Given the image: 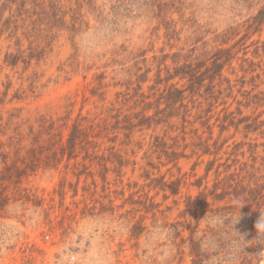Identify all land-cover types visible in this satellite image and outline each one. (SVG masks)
<instances>
[{
    "label": "rangeland",
    "instance_id": "obj_1",
    "mask_svg": "<svg viewBox=\"0 0 264 264\" xmlns=\"http://www.w3.org/2000/svg\"><path fill=\"white\" fill-rule=\"evenodd\" d=\"M3 1L5 0H0V4ZM142 1L127 0L124 4H116L115 0H96L97 11L94 12L84 7L82 13L85 15V24L77 34L74 44L70 40L71 34L62 31L53 42L46 59L41 60L39 65L32 61L30 68L25 72L23 63H19L14 70L4 64L5 55L14 53L16 46L8 39L7 33L0 36V100L4 98L5 88L10 84L4 102H0V117L6 120L13 113L20 114L22 118L38 115L56 118L63 114L68 98L77 100L74 106L75 114L80 108L86 112L94 110V105H109L115 100L118 92L126 90L127 80L135 82L136 77L133 75L138 69L140 71L137 74H143L146 69L151 70L147 76L148 81L142 85V92L149 95L151 92L148 88L153 85L156 74L153 57L171 55L182 48L188 36L185 31L188 27L193 26L194 30L201 26L203 30L220 34L228 27L243 25L262 6L252 5L256 4L257 0H182L185 5L184 19L181 21L178 13L170 16L176 21L177 30H183L177 37L180 41H168L164 36V25L159 24ZM7 16L8 12H5L3 20ZM190 17L193 21L185 22ZM67 20L69 21V17ZM191 22H194L195 26ZM244 35L245 26L241 27L233 40L224 47H230ZM212 37L213 34L205 39ZM256 41L264 45V24L259 31L253 30L249 33L248 38L242 42L243 46L236 47L235 50L239 51L237 58H247L255 64L261 63L264 67L263 56L254 55L253 43ZM22 45L25 49L28 42L24 40ZM213 45L210 42L209 46ZM244 52L247 53L246 56L243 55ZM73 62L80 65L79 69L70 67ZM166 64L171 65V60L168 59ZM240 64L241 60L236 59L232 63L237 76L232 74L228 67L223 71V76L233 84L244 76V84L238 82L231 97L225 99L230 111L237 108V101H243L242 92H251L253 95L264 92V81L252 79L262 75L261 70L256 68L253 72L244 73L239 68ZM33 73H37L39 78L36 91L31 94L26 79ZM102 74L105 77L101 91L104 93V100L98 101V97L91 96L87 91L89 99L82 102L81 91L85 84L95 83V77ZM19 89V94L26 91L24 96L30 97L24 101L11 102ZM205 92L203 89L201 96L194 98L196 103H201L203 107L206 105ZM262 104L257 110L254 106L241 108L243 115L255 116L263 113L264 101ZM221 109L222 106H219L211 115ZM195 112L196 110L192 113ZM261 120H264V113ZM213 123L214 119L211 120V124ZM195 128L199 129V134L203 132L198 123ZM218 133L219 129L214 127V139ZM150 135L162 136L163 132L160 128L155 133L137 132L131 139L132 145L127 147L121 145L122 135L115 143L107 138L82 140L77 142L78 156L70 161L66 155H60V148L68 146L66 128L56 138L44 137L38 142L32 139L23 140L20 143L19 159H32L33 154L29 150L34 148L40 165L35 173H30L22 179L18 187L20 192L16 193L13 186H9L8 193H16L17 198L22 199L16 202L11 200L0 215V264H13L14 259L23 255H31L34 258L33 264H177L176 250L171 249L167 239L168 228L161 227L182 220L179 213L184 209L185 196L196 194V187L190 184L204 177L208 162L213 161L214 166L208 178L203 179V184L208 183L211 186L218 165H221L220 172H223L227 165H230V170L233 171L238 166L234 160L248 161L250 153L247 146L241 150L245 152L244 156L230 155L234 142H251L256 139L253 142L261 144L264 139L256 135L244 139L242 132L235 133L231 128L223 133L221 140L234 137L228 141L220 154L184 158L179 161L177 167H173L172 164L163 165L165 158L158 160L155 154L148 152ZM203 136L207 137V134ZM137 142L141 143V147L134 145ZM0 143L4 144L0 153L11 152L9 162L16 160L13 151L7 147V138H0ZM81 147L88 149L90 156L81 151ZM111 147L114 149L110 150ZM258 152L264 155L262 147L258 148ZM54 153H57L56 158ZM186 153L189 155L190 150ZM1 161L0 156V170ZM120 162L125 165L120 166ZM148 163L153 165L149 166ZM80 164H84L85 168ZM194 164L197 165L192 170ZM183 175L188 177L182 181L187 185L181 183L180 193L173 195L170 183ZM162 177L169 186L165 191L160 189L157 182L152 183V180ZM24 190L30 192L29 201L24 197ZM164 196H167V199ZM145 199L161 204L162 211L166 210V207L174 206V201L180 205L174 206L172 211L165 212L163 216L157 213L158 223L155 227L152 214L139 211L141 206L137 203ZM141 217L145 230L139 238H135L131 229ZM182 264H190L189 259L185 258Z\"/></svg>",
    "mask_w": 264,
    "mask_h": 264
},
{
    "label": "trees",
    "instance_id": "obj_2",
    "mask_svg": "<svg viewBox=\"0 0 264 264\" xmlns=\"http://www.w3.org/2000/svg\"><path fill=\"white\" fill-rule=\"evenodd\" d=\"M124 1L127 0H115V3L124 4ZM257 1L252 5L262 4L261 8L243 25L228 27L220 34L203 30L201 26L194 30H192L193 26L188 27L185 30L188 36L182 48L171 55L153 57L156 74L153 85L148 88L151 92L149 95L142 92V85L148 81L147 76L151 70L146 69L143 74H137L140 71L138 69L133 75L136 77L135 82L131 79L127 80L126 90L118 92L115 100L109 105H94V110L86 112L80 108L75 114L74 106L77 100L68 98L63 114L56 118L45 115L22 118L20 114L13 113L6 120L0 117V138H7L9 142L7 147L17 157L16 160L9 162L11 152L0 153L2 158L0 215L9 206L11 200L16 202L22 199L20 194H18L20 198H17L16 194L20 192L18 187L22 179L28 177L30 173H35L40 165L34 148L29 150L33 154L32 159L26 160L24 157L19 159L20 143L25 139L38 142L44 137L56 138L66 128L68 146L60 148V155L62 157L66 155L70 161L78 156L77 142L82 140L107 138L108 141L115 143L122 135L121 145L127 147L132 145L131 139L135 133L144 131L155 133L160 128L163 135H150L148 152L155 154L158 160L165 158L166 162L163 165L172 164L173 167H177L179 161L184 158L220 154L228 141L234 137L221 140L223 133L231 128L235 133L242 132L244 139H249L250 135L264 139V120H261L264 112L255 116H244L241 109L254 106L257 110L263 105L264 92L254 95L251 92H242L243 101H237V108L230 111L225 99L231 97L238 82L244 84V76L235 80L234 84L223 76L226 67L236 75L232 67L236 59L241 60L239 68L244 73L259 68L262 75L252 79L264 81V67L261 63L255 64L247 58L239 59L237 58L239 51L235 50L237 46L244 45L242 42L248 38L251 31H259L264 24V0ZM142 2L151 10L159 24L164 25V36L168 41L177 39L181 35L183 30H177V23L170 16L178 13L180 20L184 19L185 5L182 0H143ZM95 4L96 0L3 1L0 4V36L7 33L8 39L16 46L14 53L5 55L4 64L14 70L19 63H23L24 72L30 68L32 61L39 65L41 60L46 59L53 42L62 31L71 34L70 40L74 44L77 34L85 24L82 9L86 7L91 12L97 11ZM5 12H8V16L3 20ZM190 21H193L192 17L185 20V22ZM191 24L195 26L194 22ZM244 26L246 35L230 47H224ZM211 34L213 37L206 40V36ZM24 40L28 42L25 49L22 45ZM177 40L180 41L179 38ZM210 42L214 44L211 47ZM253 45L254 55L263 56L264 65V45L259 41ZM246 54L244 52L243 55ZM168 59L171 60V65L166 64ZM70 67L79 69L80 65L73 62ZM38 78L37 73H33L26 79L31 94L36 91ZM104 79L103 74L98 75L95 77V83L85 84L81 91L82 102L89 99L87 91L91 96L98 97V101L104 100V93L101 92L104 88L102 83ZM9 89L8 83L3 93L4 98L0 102H4ZM203 89L206 91L205 108L201 103L197 104L194 99L196 96H201ZM19 91L20 89L14 94L11 102L24 101L30 97L24 96L26 91L20 94ZM219 106H222V109L211 115ZM194 110H196L195 114L192 113ZM212 119H214L213 124H211ZM196 123L203 129L201 134L199 129L195 128ZM214 127L219 129L216 139L213 138ZM204 134H207V137H204ZM253 141L233 143L230 155L244 156L245 152L241 150L247 146L250 159L245 162L234 160L235 165L238 163V166L233 171L230 170L231 166L227 165L224 171L220 172L221 165H218L211 186L208 183L203 184V179L208 178L214 166L213 161L208 162L204 177L190 184L196 187V194L185 196L184 209L179 213L182 220L161 227L168 228L167 239L171 249L176 250L177 264H182L185 258L189 259L190 264H264V232L257 228L258 221L264 222V155L258 152V148L262 147L264 154V142L257 144ZM134 145L141 147L139 142ZM3 147L4 144L0 143V148ZM80 149L90 156L88 149L83 147ZM187 150H190L189 155L186 153ZM224 154L228 153L224 152ZM53 155L57 157V153ZM124 165L120 162V166ZM148 165L153 164L148 163ZM196 165L194 164L192 170ZM80 166L85 168L84 164ZM184 176L170 183L173 195L180 193L181 183L187 185L182 182L188 178ZM153 182H157L162 191L169 187L164 177L152 180ZM10 185L16 192L11 195L8 193ZM24 192H26L24 194L26 201H29L30 192L26 190ZM164 198L167 199V196ZM137 204L141 206L139 211L152 214L155 227L158 223L157 213L163 216L165 212L172 211L174 206L180 205L179 202L174 201V206L166 207V210L162 211L161 204H155L152 200L145 199ZM142 220L143 217L131 229L135 238H139L145 230ZM238 242H242V249L237 247ZM33 260L31 255H23L14 259L13 264H33Z\"/></svg>",
    "mask_w": 264,
    "mask_h": 264
},
{
    "label": "clouds",
    "instance_id": "obj_3",
    "mask_svg": "<svg viewBox=\"0 0 264 264\" xmlns=\"http://www.w3.org/2000/svg\"><path fill=\"white\" fill-rule=\"evenodd\" d=\"M257 228H258V230L264 232V222L258 221L257 222ZM242 246H243L242 242H238L237 243V247L238 248H241L242 249Z\"/></svg>",
    "mask_w": 264,
    "mask_h": 264
}]
</instances>
